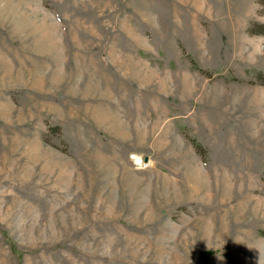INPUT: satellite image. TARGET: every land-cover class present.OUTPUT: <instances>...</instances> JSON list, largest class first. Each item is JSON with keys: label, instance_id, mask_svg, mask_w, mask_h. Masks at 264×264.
I'll return each instance as SVG.
<instances>
[{"label": "rangeland", "instance_id": "obj_1", "mask_svg": "<svg viewBox=\"0 0 264 264\" xmlns=\"http://www.w3.org/2000/svg\"><path fill=\"white\" fill-rule=\"evenodd\" d=\"M260 1L0 0V264H261Z\"/></svg>", "mask_w": 264, "mask_h": 264}, {"label": "crops", "instance_id": "obj_2", "mask_svg": "<svg viewBox=\"0 0 264 264\" xmlns=\"http://www.w3.org/2000/svg\"><path fill=\"white\" fill-rule=\"evenodd\" d=\"M220 9H222V12L225 13V15H229V14H227V13L224 11L223 8H220ZM237 13H240L239 9H237ZM229 16H231V15H229ZM238 16H239V15H238ZM233 17H235V16H233ZM233 26H234V24H229V23H228V26H227V25H223V28H224V32H223V33H224V34L220 35V33H219V31H218V35H219L220 37H222V38H225V39L228 40V41H229V40H231V41L234 40L237 31L233 29ZM247 29H248V26H246V27L244 28V32H246ZM240 30H243V29H240ZM246 33H247V32H246Z\"/></svg>", "mask_w": 264, "mask_h": 264}, {"label": "trees", "instance_id": "obj_3", "mask_svg": "<svg viewBox=\"0 0 264 264\" xmlns=\"http://www.w3.org/2000/svg\"><path fill=\"white\" fill-rule=\"evenodd\" d=\"M258 3L260 4V5H262V1H260V0H258ZM251 30V31H250ZM249 33H251V34H264V32H259V33H254L253 31H252V29H249ZM191 62H192V65H193V69L194 70H198L200 73H202V74H207L208 73V71H205V70H203L200 66H198L197 65V63L192 59L191 60ZM13 252L15 253V254H17L18 256H21V254L18 252V250L15 248V247H13ZM209 253H212V251H208V252H205V256L206 255H208Z\"/></svg>", "mask_w": 264, "mask_h": 264}, {"label": "bare ground", "instance_id": "obj_4", "mask_svg": "<svg viewBox=\"0 0 264 264\" xmlns=\"http://www.w3.org/2000/svg\"><path fill=\"white\" fill-rule=\"evenodd\" d=\"M136 163L137 164H144L143 160L140 157H137Z\"/></svg>", "mask_w": 264, "mask_h": 264}, {"label": "clouds", "instance_id": "obj_5", "mask_svg": "<svg viewBox=\"0 0 264 264\" xmlns=\"http://www.w3.org/2000/svg\"><path fill=\"white\" fill-rule=\"evenodd\" d=\"M262 255V262L261 264H264V254H261Z\"/></svg>", "mask_w": 264, "mask_h": 264}]
</instances>
